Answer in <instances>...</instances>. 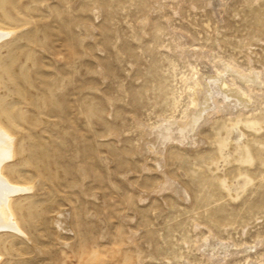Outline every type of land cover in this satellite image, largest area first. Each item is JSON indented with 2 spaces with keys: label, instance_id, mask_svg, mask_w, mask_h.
Masks as SVG:
<instances>
[{
  "label": "rangeland",
  "instance_id": "obj_1",
  "mask_svg": "<svg viewBox=\"0 0 264 264\" xmlns=\"http://www.w3.org/2000/svg\"><path fill=\"white\" fill-rule=\"evenodd\" d=\"M0 31L20 232L0 230V264H216L197 249L209 234L246 249L221 264L264 263V93L160 160L144 130L184 109L180 45L262 71L263 88L264 0H0Z\"/></svg>",
  "mask_w": 264,
  "mask_h": 264
},
{
  "label": "bare ground",
  "instance_id": "obj_2",
  "mask_svg": "<svg viewBox=\"0 0 264 264\" xmlns=\"http://www.w3.org/2000/svg\"><path fill=\"white\" fill-rule=\"evenodd\" d=\"M5 35L6 33L0 31V40ZM180 46L178 47L181 51V57L188 59L186 60L187 65L185 66L187 68V74L177 79L179 83H183L186 87L184 109L179 116L171 115L166 119L160 117L157 121V126L152 125L144 127L149 137L148 150L150 149V152L154 153L158 159L163 156L164 147L168 143H176L187 149L197 147L203 141L200 137V128L202 126L209 124V121H212V119L219 115L230 117L236 115L237 112L245 115L248 114L254 106L253 98L255 96L259 98L264 93V86L262 88V86H259L260 82L258 83V80L261 79L262 71L254 69L253 67L243 69L229 60L226 61L220 57L216 61L214 60V62L209 60L210 57H207L208 59L204 61L203 59L199 61L200 52L192 48H188L189 50L187 49V51H185ZM206 56H208V54ZM241 83L245 86L243 85V87ZM256 86L259 87L256 88ZM11 138L6 132L0 129V168L12 156L13 139ZM144 149L147 148L144 147ZM161 164L162 163H158L160 168ZM163 174L165 173L163 172ZM161 187L170 189L175 194H179L182 197L184 196V191L178 189V185L174 184L166 177H164ZM14 192H17V189L10 186L0 174V230L9 229L15 231L18 229L12 218L8 204L9 197ZM56 220L58 225L61 224L65 226L66 218L64 213L57 215ZM18 233L20 232L18 231ZM210 235L211 234L204 238V242L200 244L199 247L197 246V249L202 252L201 254L204 255L205 258H208V260L212 259L216 264H221L230 254H236V251L234 250L235 252H233L230 248L227 249L229 250L228 252H225L224 249H226V247L222 248L221 244H219L221 246L216 245V243H214L215 238L213 237V239V235ZM231 246L232 245H230V247ZM255 249L256 246L254 250ZM251 250L253 249L251 248ZM245 251L246 249H240L237 254H242ZM186 264L189 263L186 261Z\"/></svg>",
  "mask_w": 264,
  "mask_h": 264
}]
</instances>
